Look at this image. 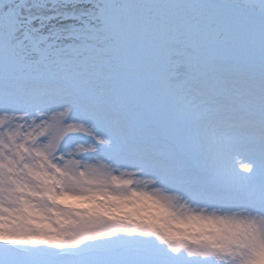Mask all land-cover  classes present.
<instances>
[{
    "label": "snow or ice",
    "instance_id": "6c2138e0",
    "mask_svg": "<svg viewBox=\"0 0 264 264\" xmlns=\"http://www.w3.org/2000/svg\"><path fill=\"white\" fill-rule=\"evenodd\" d=\"M0 264H264V0H0Z\"/></svg>",
    "mask_w": 264,
    "mask_h": 264
}]
</instances>
